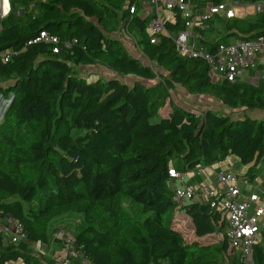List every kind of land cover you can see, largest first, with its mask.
<instances>
[{"label":"trees","instance_id":"1","mask_svg":"<svg viewBox=\"0 0 264 264\" xmlns=\"http://www.w3.org/2000/svg\"><path fill=\"white\" fill-rule=\"evenodd\" d=\"M9 1L0 18V96L12 100L0 121V220L19 221L27 238L15 243L0 233V264H58L35 245L48 243L52 221L69 213L85 222L72 264H243L225 236L223 213L198 197L180 206L170 169L188 173L234 156L251 165L254 179L264 169V116L249 111L264 110V85L213 80L209 63L179 54L173 36L152 43L144 0ZM166 27L174 35L185 19L177 12ZM223 32L204 46L214 52L231 32L264 34V13L228 18ZM86 67L115 75L88 79ZM255 69L264 74V64ZM178 86L231 112L170 98L160 115ZM124 196L142 204V222L121 215ZM177 207L198 238L222 239L187 240L169 218ZM53 241L65 248L64 238ZM253 264H264V235Z\"/></svg>","mask_w":264,"mask_h":264},{"label":"built area","instance_id":"2","mask_svg":"<svg viewBox=\"0 0 264 264\" xmlns=\"http://www.w3.org/2000/svg\"><path fill=\"white\" fill-rule=\"evenodd\" d=\"M162 10L170 12V15H164ZM131 11L134 12V8ZM256 11L264 13V1L256 3ZM140 12L148 20L152 43L159 40V34L173 36L178 53L205 59L210 65L209 74L215 81L242 82L247 71L264 64V34L236 42L220 43L214 52L203 44L206 38L204 30L211 26L213 17H235L234 2L226 0L214 3L208 0L199 6L196 0H144ZM177 12L185 19V28L172 35L166 23L174 21V14ZM45 36V33H42L41 37ZM48 39L54 43L58 42L56 37ZM54 51L58 52V49ZM261 77L264 78L263 73ZM170 174L177 181L174 198L179 205L183 206L198 197L208 202L212 208L221 211L227 220L225 236L231 247L238 252L243 264H253L255 245L262 241L264 235V207L258 205L251 213L250 203L259 201L260 196L252 193L248 199L242 198L239 176L231 172H221L217 175V188L209 185L197 186L189 181L187 173L175 169H170ZM0 233L6 240L15 243L27 238L22 223L11 218L0 223ZM60 233L56 236L61 237L63 234L59 235ZM64 242L65 262L72 264L71 257L77 256L78 252L73 249V240L64 238Z\"/></svg>","mask_w":264,"mask_h":264},{"label":"rangeland","instance_id":"3","mask_svg":"<svg viewBox=\"0 0 264 264\" xmlns=\"http://www.w3.org/2000/svg\"><path fill=\"white\" fill-rule=\"evenodd\" d=\"M208 0H196L197 5L202 6L204 3H206ZM236 2V5H239L240 3L244 1H234ZM251 5V4H250ZM248 4L246 7H250ZM163 11V10H162ZM167 15H170V12L167 13ZM217 18V17H216ZM219 25V23H218ZM119 37L122 39L123 36L120 32L117 33ZM218 36L221 37V34L217 33ZM228 41V40H227ZM231 41V40H230ZM229 41V42H230ZM238 41V40H237ZM125 42L127 46L135 53V54H140V52L136 51L134 48V44L132 41L128 40L125 38ZM236 42V41H235ZM81 73H83L86 76H89L91 74H96V76H104V77H109V76H114L115 74L106 71L104 68L101 67H96V68H80ZM257 76L262 75L261 71H257ZM151 81L150 83H152ZM247 83H252L255 85H259L260 79L259 78H254L252 81L249 79H246ZM154 83V82H153ZM170 96L167 99V108H162L160 111V115H165L167 113V109L169 108V99L173 98L175 101L178 102V104L181 105H188L189 107H192L194 109H200V104L199 100L197 98H190L186 96H183L184 92L186 93L187 91L181 92L178 89H170ZM189 93V92H188ZM189 96V95H188ZM10 97H12L10 95ZM196 97V96H195ZM11 98H6L4 96H0V121L3 119L4 113L10 104ZM205 105H203L204 107ZM215 108H218L219 111L222 110V108L218 106H214ZM205 108V107H204ZM204 111V110H203ZM223 111V110H222ZM221 112V111H220ZM157 120V117L155 118ZM257 170V167L254 168V171ZM241 179H244V183L247 185L246 188L248 191L251 192V189L249 186H258L261 189H264V169L260 171L259 174H257L252 181H247L248 176H240ZM249 187V188H248ZM257 194L260 195L262 200L264 199V192L257 190ZM260 200V201H262ZM264 207V203L262 205ZM121 215L123 217H129L133 218L137 222H142L144 218L148 216V213H143L142 212V204L137 203L134 201L130 196H124L122 200V210H121ZM169 218L173 220L174 225L176 226L177 229L181 230L187 240H200L204 244H216L222 239V234L217 233V234H212V235H207L203 238H198L195 234L194 227L192 224V221L190 218L187 217L186 213L182 211L180 208L173 209L170 214ZM85 225L84 219L82 214L80 213H69L64 216H60L52 221L51 224V231H50V237L48 240V243H44L43 245L36 244L35 248L37 252L41 254H47V255H52L53 258L56 260L58 264H66L65 262V256L66 253L65 251L60 247V246H54V238L56 237V234L60 233L59 235H62L59 237L60 239L64 237L65 239L69 240H74L75 234Z\"/></svg>","mask_w":264,"mask_h":264},{"label":"crops","instance_id":"4","mask_svg":"<svg viewBox=\"0 0 264 264\" xmlns=\"http://www.w3.org/2000/svg\"><path fill=\"white\" fill-rule=\"evenodd\" d=\"M236 5V2H234ZM250 5L251 3H246V2H242L239 5H236V18L239 19H248V18H255L257 16V11H256V3L255 4H251L250 7H246L247 5ZM6 6V7H5ZM10 10V1L9 0H0V18L5 17L8 12ZM168 11H163V14L166 16ZM217 17V18H216ZM201 18V17H200ZM228 20L227 18H225L223 15L221 16H215L213 17V19L211 20V26L209 28H207L206 30H204V35L206 37L207 41H216L218 39H220L223 34H224V23L225 21ZM219 23V25H218ZM217 33H219V35L221 34V37L217 35ZM230 35L228 41L231 42H235L237 40H239L238 37L234 36V33H230L228 34ZM135 48V47H134ZM134 53V52H133ZM87 68V67H86ZM84 69V68H82ZM257 69H251L249 71H247L246 77L244 78V82H246V79H249L250 81H252V79L254 78H259L260 79V83L259 86H263L264 85V78L260 76H257ZM86 76V75H85ZM96 76V74H91L89 76H87L88 79H94ZM154 82V83H153ZM151 84H156L157 80L153 81ZM175 89H178L181 92H184L185 90L182 87H176ZM189 95V96H188ZM183 96L190 97L192 99L197 98V100H199V104H200V109H198V111H203L206 109H213L215 111H219L218 108H215L214 106H220L222 108V110H220L221 112L224 113H230L231 109L227 106H224L221 104V102L209 95H198V94H190L188 92H184ZM196 96V97H195ZM203 105H205L203 107ZM250 113L258 116V117H262L264 116V110H253V111H249ZM250 166L251 165H245L243 164L238 158L234 157V156H228L226 159L218 161L214 164H212L211 166H207L204 168H201V170H193L187 173L188 179L191 183L200 186V185H209L211 187L217 188L219 187V182L217 180V175L221 172H231L235 175L239 176V186L242 189V198L244 199H248V197L252 194V193H257V190L259 191H263L264 189H261L258 186H249L251 189V192L247 190L246 188V184L244 183V179H241L240 176H248V180L247 181H252V179L249 178V170H250ZM248 187V188H249ZM260 196V195H259ZM262 198L260 197L259 201L256 202H251L250 203V211L251 213L254 212V210L256 209V207L258 205H263L264 203V199L262 201ZM188 218H190L189 216H187ZM1 223V220H0ZM17 264H22V263H17Z\"/></svg>","mask_w":264,"mask_h":264},{"label":"water","instance_id":"5","mask_svg":"<svg viewBox=\"0 0 264 264\" xmlns=\"http://www.w3.org/2000/svg\"><path fill=\"white\" fill-rule=\"evenodd\" d=\"M11 101H12V100H11ZM11 101H10V102H11Z\"/></svg>","mask_w":264,"mask_h":264},{"label":"bare ground","instance_id":"6","mask_svg":"<svg viewBox=\"0 0 264 264\" xmlns=\"http://www.w3.org/2000/svg\"><path fill=\"white\" fill-rule=\"evenodd\" d=\"M6 7V6H5Z\"/></svg>","mask_w":264,"mask_h":264}]
</instances>
